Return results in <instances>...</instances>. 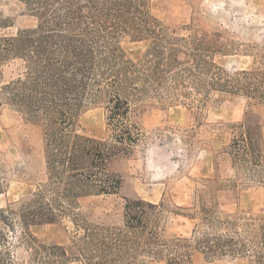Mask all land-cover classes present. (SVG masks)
<instances>
[{"label": "trees", "instance_id": "1", "mask_svg": "<svg viewBox=\"0 0 264 264\" xmlns=\"http://www.w3.org/2000/svg\"><path fill=\"white\" fill-rule=\"evenodd\" d=\"M35 27L0 33V64L23 62L21 74L0 89L5 102L42 127L45 181L15 205L0 209V264H12L7 229L17 219L31 244L30 264H191L192 246L213 255L264 264V208L254 214L217 215L199 198L200 223L190 238L164 236V204L125 198L119 224L92 220L83 202L120 191L123 178L109 169L142 136L130 113L136 103L180 99L199 104L214 92L264 105L261 68L227 70L214 61L207 34L178 36L150 9L151 0H19ZM148 40L142 56L127 55L120 41ZM104 104L110 134L78 132L87 105ZM227 146L236 167L264 186V150L258 125H230ZM67 220L74 255L60 245L37 243L34 220Z\"/></svg>", "mask_w": 264, "mask_h": 264}, {"label": "rangeland", "instance_id": "2", "mask_svg": "<svg viewBox=\"0 0 264 264\" xmlns=\"http://www.w3.org/2000/svg\"><path fill=\"white\" fill-rule=\"evenodd\" d=\"M151 13L178 36L207 34L217 50L214 61L227 70L261 68L264 59V0H151ZM37 20L19 0H0V33L15 35L35 27ZM133 59L140 57L148 40L121 39ZM23 62L0 64V89L23 71ZM104 104L87 105L79 115V133L102 139L110 134ZM130 118L142 136L126 156L115 158L109 169L120 174V191L94 196L83 202L92 220L119 224L125 198L164 204V236L190 238L200 223L199 198L214 206L217 215L254 214L264 208V186L234 164L227 148L231 124L258 125L264 150V105L244 96L214 92L203 103L180 99L136 103ZM42 127L0 102V209L15 205L45 181ZM19 220L7 229L12 264H30L31 244L26 243ZM67 220H34L29 232L37 243L60 245L74 255ZM191 264H247L241 257L213 255L195 246ZM70 264H83L72 260ZM146 264H163L150 261Z\"/></svg>", "mask_w": 264, "mask_h": 264}]
</instances>
